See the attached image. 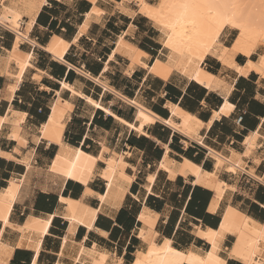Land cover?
Returning <instances> with one entry per match:
<instances>
[{
  "label": "bare ground",
  "instance_id": "6f19581e",
  "mask_svg": "<svg viewBox=\"0 0 264 264\" xmlns=\"http://www.w3.org/2000/svg\"><path fill=\"white\" fill-rule=\"evenodd\" d=\"M46 1L0 0V26L14 35L10 48L0 56V73L10 83L7 88L8 103L13 100L26 69L31 66L32 54L22 53L19 48L21 44L26 42L33 44L29 38V32L33 27L36 15ZM88 1L93 5V9L91 8L90 14H86V18L93 16L98 19L103 11L97 9L98 7L94 8V6L99 0ZM124 1L133 3L136 7V11L133 13H140L155 28L156 34H158L159 51L153 64L148 68L146 64L140 62L141 51L139 52L125 42L126 40L124 41L123 35H121L117 39L115 49L109 59L118 52L129 60L128 68L130 69L136 65H141L149 73L164 81L174 76L179 81L194 82L208 91H216L224 98L219 111L214 112L211 120L204 124L195 116L190 115L189 112H184L181 107L180 109L177 105L168 103L165 105L169 110L170 117L161 120L151 113L140 100H129L101 81L100 85L105 90L114 93L119 99L134 108L133 120L125 122L117 117L110 105H103L101 100L85 96V93L76 91L73 85L62 81L60 90L68 91L70 98L82 99L85 109L90 113H95L100 108L105 115H111L123 129L133 131L138 137L146 134V128L156 121H160L173 132L181 135L184 139V145L191 141L205 145L203 137L200 135L201 130L209 129L215 119H220L222 115L228 116L233 112V106L227 99L232 91L228 78L232 82L233 80L237 81L240 76L245 78L250 73H255L264 85V75L254 67H249L250 63L257 64L259 62V56L256 55V52H250V40L260 41L258 47L264 49V41H261L256 35L264 28V19H262L264 9L261 8L258 0H254L248 8L243 9L245 12L251 11L255 24L252 26L254 31L251 34L248 30L242 34L239 28H234L230 24L219 23L227 17L239 21L241 9L232 7L230 2L215 5L210 11H207V15L213 18L211 28L205 29L199 35L194 33L192 26L188 24L185 25L187 31L180 27H177L175 33L170 29L165 30L173 35L171 46H169L164 31L151 18V15H155L154 12H151L150 8L142 11L137 0ZM144 2L153 5L157 4L159 0H144ZM245 2L247 0H241V4ZM175 11L184 12V9L177 7ZM191 11L189 9L187 15H191ZM87 19L79 31L85 30ZM163 19L167 20L168 16L165 15ZM68 48L67 42L58 37H53L45 49L50 53L52 59L63 63ZM237 55L243 57L244 62L236 63ZM209 61L219 64L217 74L208 70ZM10 65L13 66L15 73L9 69ZM68 67L71 66L68 65ZM128 73L130 72L128 71ZM85 75L90 77L89 74ZM35 77L40 79L39 75ZM95 81L98 84L97 78L94 79ZM54 95L45 120L36 126L26 124L27 114L17 111L9 105L0 114V134L4 130L6 139L13 143L8 151H0V157L14 165L6 184L0 187V264H8L16 249L31 252L32 257L29 264H126L124 255L122 256L119 251L117 252V249L105 239L100 238L98 236L100 234L97 235L98 230L94 229L93 225L100 212L111 214L121 208L133 181L136 179V167L129 164L126 159L130 154L117 152L113 150L114 147L110 149L103 142H98L99 144L96 142L99 146L98 153L83 149L84 143L71 144L65 138L64 133L67 123L71 119L74 106L66 98L63 100L59 91L55 92ZM228 105L232 107H228ZM29 133L30 138L35 142V147L31 153H25L24 150L29 144ZM40 146H42L44 153L46 149L55 147L54 154L46 166L48 177L59 178L63 184L71 181L79 184L82 188L80 196L77 195L78 197H68L69 195L64 196L63 194L58 196L59 212L57 215L66 222V227L61 235H58L57 232H51L55 218L53 213L45 215L28 209L24 211V218L21 222L12 217L21 187L25 181V174L32 166L35 150ZM240 146V151L231 147L217 151L207 146L212 168L206 170L202 168L201 164L190 161L184 156L172 155L168 145L163 144L164 153L156 171L145 176V183L142 184V197L139 198L133 193V198H137L140 202V208L136 214L135 237L137 243L134 245L129 264H137V262L139 264H200L201 260H206L207 252H213L217 260H223L225 257L231 259L229 253L232 249H237L239 252L245 250L246 246L248 250H256L255 257L248 261L235 260L233 262L253 264L255 261L258 264L261 260V254L264 253V221L256 222L257 220L254 221L245 215L246 212L244 214L243 211H238L232 206L233 204H230V197L236 191V187L229 185L221 179V176L232 178L234 175L246 172L264 185V177L256 175L254 167L250 166L247 169L249 163L258 165L261 158L264 157V132L258 128L256 131L247 134L242 139ZM17 165L23 166L25 171L20 173V166ZM159 170L168 180L173 181L177 177H182L185 180L191 179L193 185H199L210 190L213 193V198L208 207L210 212H216L221 208L222 203L225 204L219 225L215 229H205L197 224L192 226V237L194 240L201 239L207 246L206 249L196 247L194 240L187 248H181L178 247L179 243L175 244L171 237L161 235L157 227L160 215L145 204V196L152 192ZM95 182L103 184L102 192L93 191ZM91 197H94L96 201L95 206H91L89 203ZM81 228L84 233L80 239H77L76 235ZM102 234L106 237V233L103 232ZM213 241L217 245L215 250L212 247ZM46 249L55 256L52 263L48 259L38 261L42 251H46ZM196 257L199 259H195Z\"/></svg>",
  "mask_w": 264,
  "mask_h": 264
},
{
  "label": "crops",
  "instance_id": "0c3cea01",
  "mask_svg": "<svg viewBox=\"0 0 264 264\" xmlns=\"http://www.w3.org/2000/svg\"><path fill=\"white\" fill-rule=\"evenodd\" d=\"M104 1L99 0L97 6H94V8L98 7L97 9L103 11L98 19L93 16L86 18V14H90L91 8L93 9V5L88 0L46 1L36 15L33 27L29 32V38L33 44L26 42L19 48L22 53H31L32 60L31 66L26 69L10 103L7 101V88L10 83L0 73V114L9 105L11 108L27 114L26 124L36 126L46 117L45 113L39 112V110L48 111L49 103L53 100L55 92L59 91L61 98L67 99L74 106L64 134L65 137L68 135L69 138L66 139L70 143L74 145L84 143V148L87 151L97 153L99 150L97 143L103 142L110 149L114 147L113 150L117 152L130 154L126 159L129 164L136 167L137 180L133 181L121 208L111 214L100 212L101 214L99 213L93 225V228L98 230L97 235L100 234L98 235L100 238L113 245L117 252L121 250L124 252V261L129 264L134 243L137 242L134 228L137 226L136 214L140 208V202L137 198H133V193L139 198L142 197V184L145 183V176L156 171L164 153L163 144L168 145L172 155L184 156L190 161L201 164L203 169L211 170L212 161L208 156L207 146L217 151L228 147L240 151V143L247 134L258 128L264 132V85L255 73H250L245 78L240 76L237 81L233 80L232 82L228 78L232 91L227 99L233 106V112L228 116L222 115L220 119H215L209 129L201 130L200 135L206 146L195 141L184 145L183 137L160 121H156L146 128V134L138 137L133 131L123 129L111 115H105L100 108L95 113H90L85 109L82 99L70 98L68 91L60 90L62 81L73 85L76 91L85 93V96L99 99L103 105H110L117 117L125 122L133 120L134 108L119 99L114 93L105 90L100 85L101 81L129 100H140L151 113L161 120L170 117L165 104L171 103L206 124L211 120L213 113L219 111L224 101L223 96L218 92L208 91L194 82L185 83L174 76L164 81L149 73L141 65L130 69L128 68L129 60L118 52L114 54L113 59H109L115 49L117 39L123 35L125 42L139 52L141 51L140 62L149 68L158 54L159 41L157 31L150 22L140 13H133L136 11L133 3L124 0ZM86 19L88 21L86 28L81 32L79 31L80 27L83 26ZM13 37L14 35L10 31L0 26V56L10 48ZM53 37H58L69 44L63 63L52 59L50 53L45 49ZM74 39L75 41H73ZM238 57H240V61L244 62V58L237 55L236 63H242L238 62ZM9 69L15 73L12 65ZM208 70L217 74L219 64L209 61ZM85 74H89L90 77ZM38 75L40 76L39 80L35 77ZM96 78L99 85L96 83L97 81L94 82ZM241 115L243 118L241 122H238L237 119ZM5 133L3 130L0 134L1 152L8 151L13 145L6 139ZM28 141L29 144L32 142L30 133ZM33 162L35 161L33 160ZM13 166L12 162L0 157V187L2 182L6 181V177L11 176ZM250 166L254 167L256 175L264 177V157L261 158L258 165L249 163L247 169ZM157 174L152 192L146 195L147 197L145 196V204L160 215L157 227L162 236L167 235L173 239L175 244L179 243L178 247L187 248L194 240L192 237L193 225H201L205 229H213L219 225L225 204L222 203L221 208L216 212H210L208 207L213 198V193L210 190L193 185L191 179L185 180L182 177H177L171 181L162 171L159 170ZM230 178L221 176V179L229 185L236 187V191L230 197V204H233L232 206L238 211H243L244 214L246 212L245 215L254 221L263 222L264 185L246 172H241ZM44 180L45 182L40 184L43 190L37 188L35 194L30 191L18 204L28 202V206H25L24 210L32 209L45 215L55 214L51 232H57L60 230V226H64V229L66 227V222L57 215L59 194L62 195L66 191L68 197L75 198L80 196L82 188L79 184L71 182L68 188L66 183L61 184L59 189L46 190L49 188V179L44 178ZM53 185L56 184L53 183ZM102 190L103 187L95 182L93 191L102 192ZM89 203L91 206L96 205L94 197H91ZM24 210L20 212V215L24 216ZM15 211L14 213L19 218L20 215ZM103 232L106 233V237L103 236ZM83 233L81 228L76 238L80 239ZM194 241L196 247L203 250L207 248L201 239ZM44 252L51 254L47 249L42 251V253ZM31 257L30 251L16 249L8 264H29ZM41 257L42 254L38 261H41ZM233 264L238 263L233 262Z\"/></svg>",
  "mask_w": 264,
  "mask_h": 264
},
{
  "label": "snow or ice",
  "instance_id": "6c2138e0",
  "mask_svg": "<svg viewBox=\"0 0 264 264\" xmlns=\"http://www.w3.org/2000/svg\"><path fill=\"white\" fill-rule=\"evenodd\" d=\"M137 2L142 11L150 8L151 12L155 13V15H151V18L156 22V24L160 25L161 30L164 31L166 39L169 42V46H171L173 35L169 34L165 30L170 29L173 33H175L177 27H180L184 31H187L185 25L188 24L192 26V31L199 35L202 31L210 29L212 26L213 18L207 15V11H210L215 5L224 4L226 2H230L231 6L234 8L241 9V19L237 21L232 17H227L219 21V23L230 24L234 28H239L241 29L242 34L245 30H248L250 34L254 31L252 26L255 24V20L251 11L249 10L245 12L243 10L248 8L249 4L253 3L254 0H247V2L243 4H241V0H159L157 4L153 5L145 4L144 0H137ZM258 2L261 8L264 9V0H258ZM177 7L184 9V12H176L175 10ZM189 9L192 10L191 15H187ZM165 15L168 16L167 20L163 19ZM262 19H264V17H262ZM256 35L261 41H264V28H262ZM189 39H191V37H189ZM259 42L260 41L258 40H250V52H256V55L259 56V62L257 64L250 63L249 67H254L258 72L264 75V49L258 47ZM228 107L232 106L228 105ZM221 111L223 112V109ZM9 159H11V157H9ZM229 171H232V169H229ZM212 247L214 250L216 249L217 245L215 241H213ZM177 255H180V253H177ZM255 255L256 250H248L247 246L245 247V250L239 252L237 249H232L229 253V257H231V259L225 257L223 260H217L213 252H207L206 260H201L200 264H233V261L235 260H251L255 257ZM195 259L199 258L196 257ZM137 264H139V262H137ZM253 264H257V262L253 261ZM258 264H264V253L261 254V260Z\"/></svg>",
  "mask_w": 264,
  "mask_h": 264
},
{
  "label": "rangeland",
  "instance_id": "374dc122",
  "mask_svg": "<svg viewBox=\"0 0 264 264\" xmlns=\"http://www.w3.org/2000/svg\"><path fill=\"white\" fill-rule=\"evenodd\" d=\"M47 112L48 111L42 110V113H45V116H46ZM66 138L67 139L69 138L68 135L66 136ZM31 140H32V142H30L28 148L24 151L25 153H31L33 151L32 149H34V147H35L34 140L33 139H31ZM54 151H55V147L54 146H52L48 150H46L45 153L43 152L42 146L38 147L35 150L34 155H33V158H34V161L36 163L33 162V166H31V168L28 170V172L25 175L26 176V179H25V182L23 183V186H22V188L20 190L18 202L19 201H22L24 195L30 193V191L35 194L37 192V188L42 189L40 187V184H42L43 182H45L44 178H48L49 179V188L46 189V190L53 189V188H58L59 189L61 187V184L63 185V181L61 179H59V178H50V177H48L47 172H46V166H47L50 158L53 156ZM12 165H13V163H12ZM17 166L18 167L19 166L21 167V168L19 167L20 173L22 171L23 172L25 171L23 166H21V165H17ZM8 178L9 177H6V180ZM53 183L56 184V185H53ZM97 183L100 186L103 187V184L102 183H99V182H97ZM5 184H6V181L2 182L1 186H4ZM18 202H17V205L15 206L16 207L15 208V210H16L15 212H17V214L20 215V212H22L24 210V207L25 206H28V202H26V204H23V203H19L18 204ZM12 217H13L14 220H18L19 222L21 220H23V218H24L23 215H20V217H19L20 219H19L18 216L15 213H14V216L12 215ZM63 232H64V226H60V230L57 231V234L58 235H61ZM57 242H58V240H57ZM136 243L137 242H135L134 244H136ZM129 257H131V256H129ZM42 259H48L49 262L52 263L54 261V259H55V256L52 255V254H49V253L44 252V253H42L41 260Z\"/></svg>",
  "mask_w": 264,
  "mask_h": 264
},
{
  "label": "trees",
  "instance_id": "16d2710c",
  "mask_svg": "<svg viewBox=\"0 0 264 264\" xmlns=\"http://www.w3.org/2000/svg\"><path fill=\"white\" fill-rule=\"evenodd\" d=\"M241 59H240V57H238V62H242V61H240ZM71 183V181H68L67 182V188H68V185ZM63 195L64 196H67V193H66V191H64V193H63ZM214 229L216 228V227H213Z\"/></svg>",
  "mask_w": 264,
  "mask_h": 264
},
{
  "label": "flooded vegetation",
  "instance_id": "af4514ba",
  "mask_svg": "<svg viewBox=\"0 0 264 264\" xmlns=\"http://www.w3.org/2000/svg\"><path fill=\"white\" fill-rule=\"evenodd\" d=\"M48 113V112H47ZM46 116H47V114H46ZM46 118V117H45ZM45 120V119H44ZM68 124V123H67ZM67 127V126H66ZM66 130V129H65ZM65 134V133H64ZM65 136V135H64ZM66 138V137H65ZM70 142V141H69ZM72 144V143H71ZM98 146V145H97ZM83 147V149H85L84 148V145L82 146ZM98 148H99V146H98ZM98 153V152H97ZM19 200V199H18ZM13 216H14V212H13ZM22 221V220H21ZM20 221V222H21ZM120 254H122V256L124 255V252L121 250L120 252H119Z\"/></svg>",
  "mask_w": 264,
  "mask_h": 264
},
{
  "label": "built area",
  "instance_id": "2783aa9c",
  "mask_svg": "<svg viewBox=\"0 0 264 264\" xmlns=\"http://www.w3.org/2000/svg\"><path fill=\"white\" fill-rule=\"evenodd\" d=\"M39 112H42V110L40 109ZM242 118H243L242 115L239 116L238 119H237V121H238V122H241Z\"/></svg>",
  "mask_w": 264,
  "mask_h": 264
}]
</instances>
